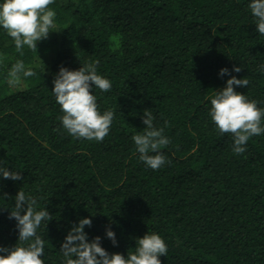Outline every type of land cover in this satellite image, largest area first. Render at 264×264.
Masks as SVG:
<instances>
[{"label": "trees", "instance_id": "16d2710c", "mask_svg": "<svg viewBox=\"0 0 264 264\" xmlns=\"http://www.w3.org/2000/svg\"><path fill=\"white\" fill-rule=\"evenodd\" d=\"M246 4L54 0L49 8L59 30L38 42L37 53L18 51L0 30V161L23 178H0V206L10 209L23 190L52 214L38 230L44 264H60L61 241L86 216L89 240L100 236L109 252L126 254L152 231L168 246L161 264H264V135L235 155L230 136L218 135L208 116L209 97L229 78L218 75L222 67L248 79L235 90L264 107V36ZM86 59L112 83L107 93L93 89L100 110L115 112L102 142L61 129L51 94L59 67L75 70ZM17 61L35 75L12 82ZM145 109L170 139L163 149L170 162L158 170L138 159L131 140L144 130ZM16 239L14 219L0 208V246Z\"/></svg>", "mask_w": 264, "mask_h": 264}, {"label": "clouds", "instance_id": "9594fccd", "mask_svg": "<svg viewBox=\"0 0 264 264\" xmlns=\"http://www.w3.org/2000/svg\"><path fill=\"white\" fill-rule=\"evenodd\" d=\"M53 2L0 0V30L6 33L18 51L26 46L37 53L38 42L47 39L51 31L59 30L54 23L56 13L49 8ZM246 6L255 31L264 36V0H247ZM97 64V61L86 59L75 70L61 66L52 80L51 94L61 112L57 117L60 128L78 140L102 142L114 120V110L101 111L93 94V89L101 93L112 89L111 81L98 73ZM232 71L239 73L241 67L234 65ZM259 71L264 72V64L259 66ZM9 75L15 83L21 77L34 76L35 71L25 67L22 61H17ZM218 75L229 78L223 87L215 89L209 97L208 116L218 135L230 136L231 151L241 155L247 151L250 138L264 135V107H259L256 100L235 90L234 86H248V79L230 75L226 67L220 68ZM141 120L144 130L134 133L131 140L138 159L147 168L158 170L170 162L163 151L170 144V139L165 135V128L155 124V117L148 109L143 111ZM0 178L13 181L23 179L18 169L10 170L2 161ZM5 197L6 194L0 196L2 199ZM37 204L33 194L18 190L10 209L0 206L8 209L9 219H14L17 231L13 246H0V264H44L45 241L38 230L46 229L47 222L53 216L45 206L38 207ZM91 224L92 220L87 216L72 224L60 243V264H161L159 257H166L168 246L156 232L147 231L142 237L135 238L134 250L121 254L107 251L102 246L100 236L89 240L84 229L91 227ZM105 236L113 246H117L116 234L110 226H105Z\"/></svg>", "mask_w": 264, "mask_h": 264}]
</instances>
